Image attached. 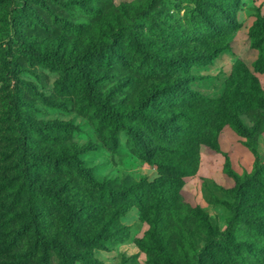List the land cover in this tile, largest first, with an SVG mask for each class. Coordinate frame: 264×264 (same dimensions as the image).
Returning a JSON list of instances; mask_svg holds the SVG:
<instances>
[{
  "label": "trees",
  "instance_id": "trees-1",
  "mask_svg": "<svg viewBox=\"0 0 264 264\" xmlns=\"http://www.w3.org/2000/svg\"><path fill=\"white\" fill-rule=\"evenodd\" d=\"M84 1L0 0L2 11L7 9L5 5L12 4L3 20L0 46L12 49L16 43L22 55L58 72V95L78 84L87 107L98 112L96 126L114 155L121 148L119 133L127 130L134 153L155 165L159 177L154 182L146 176L99 180L86 174L84 180L81 173L90 146L63 143L56 133L58 127L68 126L66 123L32 122L30 132L48 127L50 142L43 148H30L29 141L22 142L19 156L6 167L5 193L0 198V264H96L99 253L129 241L147 253V264H198L200 253L209 256L212 264H226L217 258L222 249L231 258V264H264V159L260 158L255 141L264 132V121L261 125L255 115L250 118L253 125L249 126L242 120V115L250 111L264 113V89L255 75L264 73V54L254 62V71L241 61L232 64L230 75L222 83L223 93L218 97L192 89L197 79L190 73L176 72L152 79L139 108L126 112L114 103L118 93L139 79L124 74L130 68L145 75L154 62L155 66L179 71L204 61L213 63L228 51L230 35L201 6L215 9L231 28L238 25V1L229 0L234 1V6L228 8L214 0H194L217 38L210 46H195L190 52L152 50L147 43L154 41L147 37L143 42L125 40L126 34L107 17L93 33L83 35L76 50L63 49L60 39L50 42L49 37L40 33L45 27V15L59 18L72 11L70 5L100 13ZM251 33L264 51V17L259 12ZM5 58L9 61L12 56L7 54ZM103 69L107 74H103ZM114 79L106 98L101 99L100 87ZM169 93L187 94L191 104L171 113L164 111L161 106L170 101ZM42 101L49 107L58 105L50 98L43 97ZM226 126L245 139L243 144L255 159L251 173L239 175L232 169L231 156L219 140ZM177 133L182 140L177 144L157 141L163 135L172 141ZM24 135L21 132V138ZM203 144L224 155L226 174L234 181L229 189L216 183L210 200V204L231 213L224 231L220 220L215 221L209 211L193 207L182 196L185 179L199 171L198 150ZM133 210L147 225L143 236L136 237L134 227L124 221ZM232 228L243 229L244 235L231 232Z\"/></svg>",
  "mask_w": 264,
  "mask_h": 264
},
{
  "label": "rangeland",
  "instance_id": "rangeland-1",
  "mask_svg": "<svg viewBox=\"0 0 264 264\" xmlns=\"http://www.w3.org/2000/svg\"><path fill=\"white\" fill-rule=\"evenodd\" d=\"M218 5L231 8L234 1L214 0ZM238 10L235 14L237 26L227 27L222 17L215 9L206 5L201 8L209 12L212 20L227 30L230 49L221 54L213 63L204 61L201 64L184 66L179 69H168L155 66L153 62L145 75L132 68L124 74H129L130 79L139 76L137 81H131L122 93L114 98L118 109L128 111L139 108L150 90L152 79L167 77L176 72L188 74L197 79L191 87L207 96L218 97L223 93L222 83L231 73L232 64L236 61L243 62L251 71H254V62L264 54L262 45L258 46L252 36V29L257 21L258 12L264 17V0H237ZM229 2V3H228ZM84 3L95 7L100 13H89L80 7L71 6V12L62 13L59 18L45 15V27L40 33L49 37L50 42L55 38L60 39L59 45L63 49L76 50L83 35L94 30L102 22L104 17L109 22L120 28L125 33L124 39L143 42L147 37L153 43H147L152 50L191 51L195 46H210L212 40L217 38L210 30L208 22L200 15V9L194 0H85ZM7 9L0 10V31L3 30V21ZM123 7H128L124 11ZM119 19H118V18ZM135 17L133 20L132 18ZM7 19V18H6ZM121 19V20H120ZM14 20V17H13ZM36 23H40L35 19ZM12 23V19L9 21ZM125 39V40H126ZM57 44V43H56ZM219 45V44H217ZM0 46V198L5 193L3 176L7 175L8 163L19 156V146L22 142L29 141L30 148L45 146L50 142L47 133L48 127L41 126L36 132L31 131L32 122L35 123H66L68 126L58 127L56 133L59 139L65 143L70 141L80 146H90L86 152L85 168L81 177L86 180V174L96 179L115 180L127 178L133 180L136 177L146 176L151 182L159 177V169L155 165L140 158L131 148V135L127 130L119 133L120 151L117 156L108 147L103 139V134L96 126L95 118L98 112L87 107L88 102L83 99L84 92L75 84L74 88L63 91L58 95L56 81L58 72L39 64L36 59L22 55L18 47L13 44L12 49ZM10 54L12 59L6 61L5 55ZM20 54L22 56H20ZM19 56V57H17ZM134 56V55H133ZM188 56V55H187ZM135 62L132 61L131 65ZM103 74H107L103 69ZM264 89V73H255ZM121 72L118 75L120 78ZM202 78H209L204 80ZM116 82V79L106 86L100 87L101 99ZM170 98L164 101V111L172 112L191 104L187 94H167ZM50 98L57 101L56 107H49L42 99ZM81 101V102H80ZM153 100L150 104H153ZM264 121V113L250 111L242 115V120L252 126V118ZM251 118V119H250ZM21 132L26 134L21 138ZM27 132L29 136H27ZM222 149L231 156L232 169L239 175L251 173L254 156L243 144L244 138L238 136L230 126L224 127L219 137ZM162 144L173 145L181 142L179 133L175 134L172 141L160 136L157 139ZM256 148L260 158L264 159V132L256 138ZM133 143V142H132ZM200 166L198 173L185 179L182 196L193 207H202L214 216L215 221H221V227L227 229L226 218L231 213L219 206L210 204L213 199V189L216 183L229 189L234 186V181L226 174V159L224 155L213 151L208 145L199 146ZM45 173V170H44ZM1 202V201H0ZM124 221L133 226L136 237L143 236L147 225L139 220L137 210L131 211ZM229 231V229H228ZM231 232L244 235V230L232 228ZM99 262L96 264H147V253L142 251L134 241L114 246V250L104 251L97 255ZM217 258H222L226 264H231V258L224 254L222 249ZM81 264V263H79ZM198 264H212L209 256L200 253Z\"/></svg>",
  "mask_w": 264,
  "mask_h": 264
}]
</instances>
